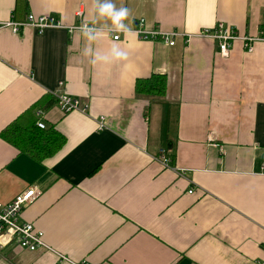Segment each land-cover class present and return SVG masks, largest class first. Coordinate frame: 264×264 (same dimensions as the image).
<instances>
[{"label": "crops", "instance_id": "0c3cea01", "mask_svg": "<svg viewBox=\"0 0 264 264\" xmlns=\"http://www.w3.org/2000/svg\"><path fill=\"white\" fill-rule=\"evenodd\" d=\"M92 3L0 0V16L52 14L78 25L91 21ZM114 3L130 10L129 29L143 18L147 29L191 34L219 21L241 34L264 31V0ZM103 30L92 47L115 44L126 61L89 63L80 30H0V133L37 122L42 110L47 128L66 138L38 161L0 134V202L37 186L21 217L53 248L0 245V264H70L57 253L95 264H264V42L247 52L237 41L223 57L210 38L169 46ZM152 74L167 76L164 96L137 93V80ZM59 93L88 111H61Z\"/></svg>", "mask_w": 264, "mask_h": 264}, {"label": "built area", "instance_id": "2783aa9c", "mask_svg": "<svg viewBox=\"0 0 264 264\" xmlns=\"http://www.w3.org/2000/svg\"><path fill=\"white\" fill-rule=\"evenodd\" d=\"M145 20L141 18L135 28L130 29V32L136 33L141 39L145 40H159L169 46H174L179 37L184 38L185 42H189L194 36L210 38L217 42L219 53L223 57L229 56L233 44L240 41L243 48L247 52L255 50V44L264 42V31L259 35L241 34L237 29L223 21H219L212 27L202 28L195 34L184 33L180 30H164L160 27L155 29L145 28ZM81 22L78 25L66 26L59 20V18L52 14H39L35 15L30 12L24 19H3L0 16V30L9 29L12 33L18 34L26 27H34L38 31H45L51 28H64L70 31L80 30ZM91 27V23H89ZM97 27V26H96ZM108 31V29H107ZM115 40L120 38L122 32L108 31ZM57 104L61 111L68 113L74 110L87 112L89 104L82 102L79 98H75L67 93H59L57 95ZM39 119L36 124L39 128H47L46 122L43 119V112L39 110L37 113ZM104 117L99 121V126L103 127ZM215 146L221 147L220 143H215ZM157 159L162 164L167 166L170 162L168 152L165 148H161ZM192 192V191H191ZM40 194L37 186H31L27 190L17 194L10 202H0V245L5 246L10 243H16L22 248L30 251H37L39 249L53 250V248L46 242L45 233L37 228L35 224L24 221L21 217L23 209L28 206L32 199ZM61 260L69 262L70 264H95L88 260L74 261L66 255L57 253ZM103 264V263H97Z\"/></svg>", "mask_w": 264, "mask_h": 264}, {"label": "trees", "instance_id": "16d2710c", "mask_svg": "<svg viewBox=\"0 0 264 264\" xmlns=\"http://www.w3.org/2000/svg\"><path fill=\"white\" fill-rule=\"evenodd\" d=\"M136 91L143 95L164 96L167 91V76L152 74L147 78H139L136 82ZM0 134L5 141L38 161L56 154L66 141L65 136L55 126L42 129L35 121L28 124L15 121Z\"/></svg>", "mask_w": 264, "mask_h": 264}, {"label": "clouds", "instance_id": "9594fccd", "mask_svg": "<svg viewBox=\"0 0 264 264\" xmlns=\"http://www.w3.org/2000/svg\"><path fill=\"white\" fill-rule=\"evenodd\" d=\"M129 14L130 10L127 7H117L114 0H93L91 21L89 22L86 18L80 28V32L86 41L82 55L89 58V63L93 65L98 63L112 64L128 59L127 52L115 44L106 52L94 49L92 44L102 37L104 32L103 28H107L108 31L123 32L127 37L130 29L124 22ZM99 21H105L103 28L96 27ZM89 23H91V27Z\"/></svg>", "mask_w": 264, "mask_h": 264}]
</instances>
